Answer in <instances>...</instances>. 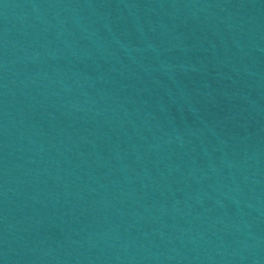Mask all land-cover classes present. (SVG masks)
<instances>
[{"label":"water","instance_id":"95a60500","mask_svg":"<svg viewBox=\"0 0 264 264\" xmlns=\"http://www.w3.org/2000/svg\"><path fill=\"white\" fill-rule=\"evenodd\" d=\"M264 91V0H142Z\"/></svg>","mask_w":264,"mask_h":264}]
</instances>
